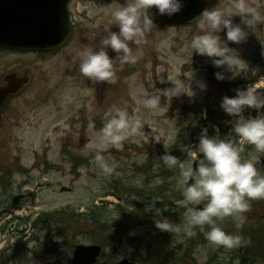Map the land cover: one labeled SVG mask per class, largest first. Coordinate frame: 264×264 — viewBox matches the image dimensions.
Here are the masks:
<instances>
[{
  "label": "rangeland",
  "instance_id": "obj_1",
  "mask_svg": "<svg viewBox=\"0 0 264 264\" xmlns=\"http://www.w3.org/2000/svg\"><path fill=\"white\" fill-rule=\"evenodd\" d=\"M210 1V10L231 9L232 0ZM126 3L74 0L71 11L76 28L65 48L46 55L0 53V72L4 67H13L19 75L28 72L31 77L30 85L12 99L0 116V192L9 189L12 195H27L18 203L19 207L12 216L10 213L0 216V252L5 256L3 261L8 257L12 259L6 264H71L73 243H95L91 232L96 228L71 223V226L61 227V231L50 230L44 229L43 222L34 227L32 222L38 216L62 208L77 214L87 213L95 203L111 212V219H114L111 221H117L121 216L120 207L125 202L114 195H104L110 191L108 185L114 177L127 178L138 188L154 186L156 182L146 181V174L135 171V165L140 167L149 152L156 158L159 145L169 147L180 143L185 145L184 148L193 147V143L197 145L198 125L204 122L202 126L208 129L209 135L212 129L210 136L217 134V128L222 138L227 136L231 131L228 122L234 118L221 109L223 97H234L237 89L251 85L264 92V64L254 59L264 48V26L257 35L250 33L241 44L227 42L226 30L219 33L246 62L241 66L243 72L235 78L217 80L215 73L221 69L215 68L205 56L195 52L190 55L191 49L187 45L199 32L197 24L166 29H157L153 25L145 42L135 51L138 57L135 64L115 62L114 83H93L81 76L78 70L80 52L98 45L99 37L95 40L92 37L96 33L104 35V28L119 31L116 25H112L111 10ZM250 3L264 11V0H250ZM149 14L153 18L151 11ZM233 20L239 23L240 17L235 16ZM109 55L114 58L116 53L109 49ZM190 72L191 79L185 75ZM158 75H163L165 80L168 75L175 82L181 80L190 87L192 95L184 94L170 102L162 96L161 107L154 114L143 106L142 93L159 95V89L173 86L172 82L160 84ZM226 75L232 76L231 73ZM251 80L253 82L249 83ZM201 82L207 84L206 89H201ZM114 106L127 107L131 116L145 121V126L121 146L105 144L100 149L103 116ZM254 110L248 108L244 115L248 117ZM98 150L113 167L112 178L105 177L95 164ZM61 187L70 190L61 191ZM30 193L32 196L28 195ZM134 200L137 202L136 197L129 199L132 205L128 208L137 207ZM248 214L263 219V210L259 207H253L249 213L246 211L240 219L244 221ZM15 215L25 219H17ZM147 231L148 228H136L133 223L125 239L116 237L111 240L98 264H116L123 259L149 264L154 253L144 249L136 240L139 234ZM168 234L169 243L176 250L173 264H207L214 251L221 248L210 243L187 244L186 238L173 240V235Z\"/></svg>",
  "mask_w": 264,
  "mask_h": 264
},
{
  "label": "clouds",
  "instance_id": "obj_2",
  "mask_svg": "<svg viewBox=\"0 0 264 264\" xmlns=\"http://www.w3.org/2000/svg\"><path fill=\"white\" fill-rule=\"evenodd\" d=\"M187 6V0H127L123 7L111 10L112 25L104 28V35L96 33L92 39L99 37L95 47H86L80 52L79 73L93 83H114L116 79L115 62L121 65L135 64V51L145 42V36L154 25L149 14L156 9L161 17L173 19ZM239 16L240 22L234 23L233 17ZM199 32L192 36L188 48L190 55L195 52L211 60L212 65L221 69L215 73L217 80L235 78L246 63L239 51L228 46L227 42L241 44L250 33H257L264 26V11L250 3V0H232L231 9H204L196 18ZM226 30V41L219 33ZM111 49L116 56L109 55ZM231 73L228 77L226 74ZM190 79L192 73H185ZM160 84L172 82V87L159 89V95L142 93V104L154 114L161 107V97L169 102L184 94L192 95L190 87L181 80L175 82L168 75L157 76ZM202 90L207 84L201 82ZM253 85L245 89H237L234 97H223L220 107L234 119L228 123L231 131L225 137L217 134L210 136L204 128L199 142L193 150L187 147L186 159H179L171 154H164L159 159L168 169H179L178 176L170 178L174 187L180 192L185 208L183 220L174 223L164 212L169 211L157 207L159 200L153 199L146 204L145 211L154 213L155 228L177 238H191L197 229L212 245L226 250L239 248L244 240L239 235H232L220 226L226 218L233 221L248 210L249 201L264 199V170L257 167L264 157V92ZM257 110V116L246 117V109ZM103 127L100 129V145L109 144L119 147L130 137L137 135L145 126V121L131 116L127 107H113L103 116ZM95 164L105 177L111 176L114 169L98 150L94 157ZM194 165H196L194 167ZM201 205H203L201 207ZM135 235V233H132Z\"/></svg>",
  "mask_w": 264,
  "mask_h": 264
},
{
  "label": "trees",
  "instance_id": "obj_3",
  "mask_svg": "<svg viewBox=\"0 0 264 264\" xmlns=\"http://www.w3.org/2000/svg\"><path fill=\"white\" fill-rule=\"evenodd\" d=\"M209 113L212 116V110ZM201 131L202 127L199 128V136ZM184 146L180 143H174L169 147L159 145L156 158L152 152H149L147 159L140 167L135 165V171L144 175L146 174V181L151 180L152 182H156L154 186L138 188L130 184L127 178L123 177H114L110 181L108 185L110 191L106 192L105 195L112 194L125 202L123 207H120L121 216L117 221H111L114 219H111V212L105 209V207L93 204L89 207L87 213L81 212L77 214L75 211L69 209L44 213L32 222L33 226L36 227L43 222V224L45 223V228H42L61 231V227L67 224L71 226V223H79L83 228L88 224L96 228V231L92 229L91 232L93 233L91 236L93 242L101 244L106 249L113 238L119 237L120 239H125L127 237L126 234H129L132 230L133 223L136 224V228L150 225L147 232H143L136 237L140 245L154 253L148 260V263L169 264L171 261L173 264L176 262L173 257L176 250L172 249L169 243L170 234L155 228L154 213L146 212L145 206L153 199L159 200L157 207L164 208V205H167L169 208V211L164 212V216L168 217L174 223H177L179 219L181 221L183 220V212L185 211L181 209L183 198L180 192L175 189L174 181L170 182L171 177L178 176L179 169H168L159 158L167 153L181 160L186 159L187 152L185 149L187 147L184 148ZM142 168H146L145 171H141ZM149 175L153 178H150ZM133 197L137 199V202L135 200V202L132 201L136 203L135 206L137 207L131 209L128 208L132 205L129 204V199ZM254 206H260L264 211V199L249 201L248 213ZM140 208H143V210L140 211ZM172 212H175V214H172ZM122 217H126V219L123 220L121 219ZM245 218L244 221L240 217L236 221H233L231 218H226L220 223V226L230 234L241 236L244 244L235 249L226 250L221 247L215 250L207 264H264V214L261 220L252 217L250 214ZM122 228L124 229L122 230ZM140 228L142 229L143 227ZM185 238L187 239V244L197 245L198 243H209L203 233L198 229L196 235L191 238ZM186 243L184 244L186 245ZM72 246H74V243Z\"/></svg>",
  "mask_w": 264,
  "mask_h": 264
},
{
  "label": "water",
  "instance_id": "obj_4",
  "mask_svg": "<svg viewBox=\"0 0 264 264\" xmlns=\"http://www.w3.org/2000/svg\"><path fill=\"white\" fill-rule=\"evenodd\" d=\"M67 4L68 0H0V48L22 51L60 49L72 34ZM208 8V0H187V6L171 20L156 14L153 8L154 25L166 28L191 24ZM20 85V80L10 76L6 85L0 86V110L7 97L17 92ZM260 164H264V159ZM21 198L23 195L16 197L15 201ZM101 252L100 245H77L71 264H96ZM117 264L135 263L124 259Z\"/></svg>",
  "mask_w": 264,
  "mask_h": 264
},
{
  "label": "flooded vegetation",
  "instance_id": "obj_5",
  "mask_svg": "<svg viewBox=\"0 0 264 264\" xmlns=\"http://www.w3.org/2000/svg\"><path fill=\"white\" fill-rule=\"evenodd\" d=\"M74 0H69V3H68V8H69V13H70V16H71V20H72V24H73V28H74V31H75V21H74V18L72 16V3H73ZM74 31H73V35H74ZM6 52H9V53H12V54H17V53H26V52H21V51H16V50H6V49H0V53H6ZM36 54H44V53H36ZM256 54V52H255ZM254 54V56H255ZM256 59L257 62L261 63L262 65L264 64V48L261 50V53L257 54L256 57L254 58ZM10 74H17L19 77H21V75L18 74V72L16 71V69H14L13 67H4V70L0 72V86L1 85H4L5 84V81L7 79V77L10 75ZM24 75H27L28 78H25L26 79V83L24 85L21 86V88L18 90V92L14 95H11L7 98V101L5 102L4 104V107L3 108H6L8 107V105L11 103L12 99L15 98L18 94H20L21 92H23L25 90L26 87H28L31 83V77L29 76V73L26 72ZM250 83V81H249ZM2 192H0V201H1V194ZM4 200L5 202L7 203L8 201L10 202L11 200H13V196L11 194V192H6V194H4ZM11 203V202H10ZM3 210L5 213L11 206L12 204H6V205H3Z\"/></svg>",
  "mask_w": 264,
  "mask_h": 264
}]
</instances>
